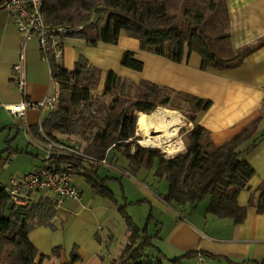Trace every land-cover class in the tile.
<instances>
[{"label": "trees", "instance_id": "1", "mask_svg": "<svg viewBox=\"0 0 264 264\" xmlns=\"http://www.w3.org/2000/svg\"><path fill=\"white\" fill-rule=\"evenodd\" d=\"M5 3L6 0H0V9ZM44 11L53 26H83L69 36L83 38L90 45L117 44L120 36L126 34L139 39L142 50L176 63L188 61L190 54L196 52L202 57L203 70L238 67L247 56L264 46L262 38L255 44L233 48L227 0H44ZM48 61L52 80L60 86V105L44 118V134L53 138H57V133L71 137L80 127L82 135L91 133L86 139L85 153L103 159L111 148L120 149L136 170L153 169L154 161L158 159L155 175L169 183L168 192L161 195L166 203L198 204L210 197L208 213L233 219L236 224L245 221L248 207L241 206L238 197L256 171L241 147L253 138L261 118L217 145L200 122L201 114L212 105L210 99L149 80L134 82L115 71H108L103 96L113 99L109 104L103 101L100 106L92 107L93 91L100 84L102 69L83 55L74 69L57 64L53 55L48 56ZM122 65L137 71H142L145 66L133 51L124 53ZM159 107L181 110L194 123L193 129L186 133V148L166 156L159 148L135 144L133 152L132 145L137 139V112L152 114ZM2 131L0 129V133ZM30 132L45 141L39 124L31 127ZM14 139H7V147L0 148V163L14 154L30 153L27 149L13 147ZM56 163L57 167L72 163L77 169L86 168L82 160L68 156L57 158ZM87 180L98 194L117 204L113 191L105 184L109 178L98 180L87 174ZM259 189L257 212L264 213V182ZM142 202L145 200L127 202L119 207L127 227V241L120 256L109 264H166V261L182 264L183 259L197 254V251H191L183 257L170 259L155 246V236L149 231L153 215L141 227L126 211L128 205ZM56 206L49 200L18 206L0 182V264H49L52 257L61 256L63 246H56L52 255H40L30 238L31 231L39 225L56 228L52 222L57 215ZM78 260L79 255L74 252L71 260L64 264Z\"/></svg>", "mask_w": 264, "mask_h": 264}, {"label": "crops", "instance_id": "2", "mask_svg": "<svg viewBox=\"0 0 264 264\" xmlns=\"http://www.w3.org/2000/svg\"><path fill=\"white\" fill-rule=\"evenodd\" d=\"M227 4L230 12L233 48L255 44L264 38V0H227ZM23 48L27 71L24 94L18 89L13 79V66L20 61ZM64 50L60 65L65 68L74 69L76 62L83 55L102 69L103 73L96 95H100L102 102L105 101L107 104L113 99L111 96H103L108 71H115L134 82L149 80L210 99L212 105L201 114L200 122L208 129L212 141L217 145L230 140L246 125L261 118L253 138L241 147L243 155L256 171L248 187L241 191L238 197L239 204L248 207L247 218L241 224H236L233 219L219 218L208 213L210 197L198 204L166 203L161 194L168 192L169 184L164 185V179L155 175L158 159H155L153 169L143 167L137 171V174L150 179L154 186L164 187V191H159L140 186V191L145 204L151 205L152 210L158 212V217L152 218L149 231L155 236L153 239L155 246L160 248L168 258H179L188 252L197 251L195 256L183 259L182 264H201L197 256L199 252L206 256L204 264H264V213L257 212L261 195L259 186L264 182V46L247 56L240 66L227 70L213 68L203 70L202 57L196 52L190 54L188 61L176 63L166 57L142 50L139 39L126 34L120 36L117 44L100 42L95 46L90 45L83 38L67 36L64 40ZM126 51H133L135 57L144 62L142 71L122 65ZM54 92L50 63L42 55L39 39L37 37L23 38L8 9L1 8L0 129H3L4 133L8 132L7 139L15 137V141L12 142L13 147L27 149L30 152L14 154L0 163V169L4 167L8 169L10 178L15 174L36 169L45 155L46 142L35 138L30 132L31 127L39 124L41 118L39 107H30L21 116L10 112L6 106L24 101L39 105L48 94ZM49 113L50 111H45L43 118H46ZM141 113L143 112H137L138 117ZM185 127L187 126L181 127L179 131L181 132ZM56 135L59 139L70 138L61 133ZM140 135L143 134L140 133ZM21 137L28 142L24 147L16 143L21 140ZM112 150L110 149L108 153V160ZM117 156L122 157V154ZM36 160L37 163H35ZM125 161L127 164L124 166L116 164L117 169L127 172V166L130 163L127 158ZM84 164L86 171H89L90 163ZM8 183L2 184L6 186ZM54 199L48 193L37 196V202L39 200L54 202ZM78 202L81 203L74 207H62L66 212L52 218L55 229L47 225H39L30 233V238L40 255H52L56 246L65 245L61 256L52 257L49 263L57 259L60 264L70 261V253L75 245H79L78 251L83 258V263L86 261L89 264L88 261L98 259L97 254L101 249L96 239L101 226L99 222L108 214L110 207L97 198L93 202L82 203L81 196ZM59 219L61 222L57 224ZM152 225H154L153 230ZM112 239L113 234H110L109 241ZM206 253L215 257H210ZM79 263L82 262L76 261L73 264ZM166 264L172 263L166 261Z\"/></svg>", "mask_w": 264, "mask_h": 264}, {"label": "built area", "instance_id": "3", "mask_svg": "<svg viewBox=\"0 0 264 264\" xmlns=\"http://www.w3.org/2000/svg\"><path fill=\"white\" fill-rule=\"evenodd\" d=\"M5 8L13 16L21 36L23 38L37 37L40 41L43 57L48 59L49 55H53L59 65L65 53V38L70 33L83 28V26L73 28L50 24L44 11V0H6ZM22 50L20 61L13 66V79H15L18 89L24 94L27 85V71L24 48ZM51 83L55 88V92L48 94L39 105L24 101L6 106V108L14 114L23 116L28 108L39 107L41 110L39 125L40 130L43 132L44 112L54 111L60 105V86L52 80V77ZM193 127L194 123L190 121L186 127L187 131L192 130ZM44 136L46 152L42 163L30 172L12 176L5 186L11 200L18 206H28L37 202V196L41 193L51 194L55 198L56 208L67 199L75 201L81 199L82 193L74 182L77 168L72 163H62L60 167H57L56 159L59 157L68 156L97 166L109 164L108 157L98 159L85 153L84 149L73 138L59 139L49 137L46 134ZM140 136L142 138H137V141L143 146L142 141L145 136ZM184 149H180L176 153ZM164 153L166 156H170L168 152ZM197 256L199 262L204 264L206 261L205 254L199 252Z\"/></svg>", "mask_w": 264, "mask_h": 264}, {"label": "rangeland", "instance_id": "4", "mask_svg": "<svg viewBox=\"0 0 264 264\" xmlns=\"http://www.w3.org/2000/svg\"><path fill=\"white\" fill-rule=\"evenodd\" d=\"M96 92H97V89L93 91V104L94 105L92 107L94 106L98 107L100 106V103L102 102V98L99 97L100 95H96ZM168 109H171V108H168ZM173 110L178 111L182 119L186 121L187 123L186 126H188L190 120L187 118L184 112L181 110H177V109H173ZM85 111L87 114L89 112L88 108H86ZM139 127H140V116L138 117L137 132L142 133V131L139 130ZM78 130L80 133L78 132L77 134L72 135L70 138L75 139L77 144L81 148L84 149L86 145V141H87L86 139L91 133L82 135L81 134L82 128L79 127ZM187 132L188 131L186 127L183 128L181 132L178 131L177 135L174 137V140H182V142L184 143V140H186ZM140 133L136 134L137 138H142L140 136ZM182 135H183V138H181ZM7 137H8V132L0 133V148L7 147L5 143ZM22 138L24 137H21L20 138L21 140H18L16 143L17 145L24 147L28 144V142L26 141L25 138L24 139ZM135 144L140 145L137 139L135 140V143L132 145V150L134 151L136 148ZM184 146H185V143H184ZM156 147L157 146H155V148ZM157 148H159L162 153L168 152L167 150L163 148H160V147H157ZM111 149L113 150L111 152V155L109 156V164L100 165V166L87 164L89 166L88 167L89 171H86V168L79 167L75 174V183L82 193V201H83L82 203L93 202V200L97 198L99 200H102V202H104L106 205L110 207L108 214L104 216V218L100 220L99 222L101 226H99V230H98L99 234L96 236V239H97V242L100 244L101 249H100V252L97 254L98 259L96 258L94 260L88 261L89 264H102V263L109 264L112 260L120 256L121 251L127 241V227H126L125 220L123 219L122 215L119 212V207L124 206L127 202H136L139 200L143 201L144 198L140 191V186H145V187L147 186L151 189H158L159 191H164L163 190L164 187H159L158 185L154 186L153 182L150 179L143 177L141 174H137L138 170L134 169L133 166H131L130 164L129 166H127V172H123L120 169H117V167L115 166L116 164L121 165V166H124L127 164L125 163L126 157L123 159V153L120 149H116V148H111ZM120 153L122 154V157L118 158L117 155ZM168 153L171 154L170 156H172V154L173 155L176 154V153H170V152ZM35 163H37V160ZM95 171H97V173H94ZM27 172H30V170L19 173V174H15V176L22 175ZM87 174H90L92 177L98 180L109 178V180L105 184L109 189L113 191L117 204L114 201L98 194L93 188L92 184L88 182ZM9 179H10V176H9L8 169H6L5 167L0 169V181L5 184V183H8L7 181H9ZM163 182H165L163 183L164 185L167 184L168 186L169 183L165 179ZM167 188L168 187H166V189ZM164 194H161V195H164ZM80 203L72 199H67L60 204L61 206L60 209L59 207L56 208L57 209L56 214L63 215L66 212L64 209H62V207L70 208ZM145 203L146 202H142L139 204H130L126 208L128 215L131 216L141 227H144L146 225V222L151 214L155 217H158V212L156 210L155 211L152 210L151 205H148ZM67 217L69 218V216ZM60 222L61 220L59 219L56 223L59 224ZM151 229L152 230L154 229V225H152ZM110 234H113L112 241H109ZM62 246L65 248V245H62ZM78 248H79V245H75L74 250L70 253V256L72 257V254L76 252L79 255L78 261L82 262L79 264H87L86 261L85 263H83L84 261H82L83 258L81 254L79 253ZM59 262H60L59 259H57L53 263L60 264ZM53 263H49V264H53Z\"/></svg>", "mask_w": 264, "mask_h": 264}, {"label": "bare ground", "instance_id": "5", "mask_svg": "<svg viewBox=\"0 0 264 264\" xmlns=\"http://www.w3.org/2000/svg\"><path fill=\"white\" fill-rule=\"evenodd\" d=\"M186 125V121L176 110L159 107L152 114L141 113L139 130L145 136L143 146H157L170 153H176L185 146L182 140H174V137L179 128Z\"/></svg>", "mask_w": 264, "mask_h": 264}, {"label": "water", "instance_id": "6", "mask_svg": "<svg viewBox=\"0 0 264 264\" xmlns=\"http://www.w3.org/2000/svg\"><path fill=\"white\" fill-rule=\"evenodd\" d=\"M5 7V6H4Z\"/></svg>", "mask_w": 264, "mask_h": 264}]
</instances>
